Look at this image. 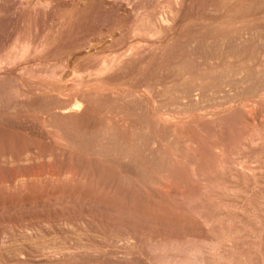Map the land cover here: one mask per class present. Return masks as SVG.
<instances>
[{
    "label": "rangeland",
    "instance_id": "obj_1",
    "mask_svg": "<svg viewBox=\"0 0 264 264\" xmlns=\"http://www.w3.org/2000/svg\"><path fill=\"white\" fill-rule=\"evenodd\" d=\"M0 264H264V0H0Z\"/></svg>",
    "mask_w": 264,
    "mask_h": 264
},
{
    "label": "bare ground",
    "instance_id": "obj_2",
    "mask_svg": "<svg viewBox=\"0 0 264 264\" xmlns=\"http://www.w3.org/2000/svg\"><path fill=\"white\" fill-rule=\"evenodd\" d=\"M241 107V106H240ZM243 108V107H242ZM86 113V112H85ZM58 114V113H57ZM75 114V113H74ZM62 115V114H61ZM63 115H65V112H64V114ZM80 116V115H79ZM68 117V116H67ZM69 117H70V115H69ZM64 118V117H63ZM71 118H73V117H71ZM71 126V125H70ZM62 131V130H61ZM63 131H65V130H63ZM183 138V137H182ZM66 140V139H65ZM71 141V140H70ZM181 143V142H180ZM73 175V174H72ZM178 261V260H177Z\"/></svg>",
    "mask_w": 264,
    "mask_h": 264
}]
</instances>
